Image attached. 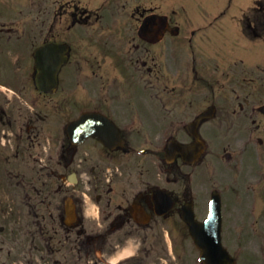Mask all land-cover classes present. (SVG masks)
Returning <instances> with one entry per match:
<instances>
[{"label":"flooded vegetation","instance_id":"flooded-vegetation-1","mask_svg":"<svg viewBox=\"0 0 264 264\" xmlns=\"http://www.w3.org/2000/svg\"><path fill=\"white\" fill-rule=\"evenodd\" d=\"M167 2H33L42 16V44H65L68 60L55 95L39 92V101L27 100L19 115L6 117L0 107V120L11 126L0 145V167L17 180L15 190L0 186V264L27 255L41 264H75L74 254L86 264H106L115 251L109 236L149 230L142 218L149 224L158 218L151 188L164 182L113 183L107 171L118 159L125 177L127 156L137 159L142 147L134 144L135 136L154 124L145 147L168 164L170 182L184 183L167 189L175 205L183 190L189 196L207 183H230L222 194L229 249L238 264H253L241 251L254 260L256 252H264V0L194 6V14L186 5ZM160 15H166L167 29L149 40L144 23L157 29ZM133 98H142L147 110L123 114ZM80 109L99 111L116 123L123 145L111 149L96 137L72 143L60 128ZM165 128L173 143L169 150L160 147ZM85 171L89 182L68 183L69 173L80 177ZM87 194L104 204L103 231L86 228ZM72 202L74 217L68 213ZM121 264H140L139 257Z\"/></svg>","mask_w":264,"mask_h":264},{"label":"rangeland","instance_id":"rangeland-1","mask_svg":"<svg viewBox=\"0 0 264 264\" xmlns=\"http://www.w3.org/2000/svg\"><path fill=\"white\" fill-rule=\"evenodd\" d=\"M30 1L32 2V0H28V3L24 6V8L21 5L19 6L18 10L24 9L23 12L19 11L20 14H19V12H17V10L11 11L9 13V18H11V19H22V15L26 16L25 14L27 13V15L34 20L36 18L37 14H38V11H37V9H35V8L31 7V6L28 7V4H29ZM10 2H11V0H10ZM21 2H22V0H18L17 3H21ZM247 2H249V1L248 0H244L242 3L246 4ZM22 13H24V14H22ZM7 15H8L7 13L5 15L3 13H0V19H4L3 17H5ZM20 21H22V20H20ZM0 57L5 59L6 56L5 55H0ZM27 95L31 98V93L30 92H28ZM133 101L134 102L129 104L128 107L123 111V114H126V115L134 114L136 112V107L142 109L143 111L147 110V108H145L146 102H144V100L142 98H133ZM156 128L157 127L155 126V124L154 125H148L147 126L148 132L144 131L142 136H140V137H136L135 136V139L133 141L134 144L135 145H139V144H143L145 142H149V136L152 134V132L153 133L155 132ZM141 172H144L143 173L144 175H142ZM146 177H147V179H149L148 171L145 169L144 164L142 163V168L138 167L137 171H135L133 176L130 177L129 179H133L135 181V183H136L139 180H140V182H141V180H145ZM206 197H207V192L203 196L204 200H203L202 212H204V210H205ZM229 223H233V219H229ZM226 234H227V239L230 242V240L232 239L230 237L231 232L228 230L226 232ZM172 237L173 238L175 237L178 240L177 258L176 257L174 258L175 255H171V254H169V252L167 253L165 251V252L162 253V250H160L161 254H159V256L164 255L165 258H168L166 260H169V264H198L196 251L195 250H191V249L189 250V248L186 247L187 242L184 239H181L180 237H177L175 235V233L172 235ZM180 243H182V246L180 245ZM178 251H180L182 256L178 255ZM246 253L247 252H244L245 256L248 255ZM250 263H252V261ZM157 264H160V262L158 261Z\"/></svg>","mask_w":264,"mask_h":264},{"label":"bare ground","instance_id":"bare-ground-1","mask_svg":"<svg viewBox=\"0 0 264 264\" xmlns=\"http://www.w3.org/2000/svg\"><path fill=\"white\" fill-rule=\"evenodd\" d=\"M126 252H128V251H126ZM128 253H130V252H128ZM121 255H124V253L123 254H121ZM119 257H115V259L114 260H116V259H118Z\"/></svg>","mask_w":264,"mask_h":264}]
</instances>
